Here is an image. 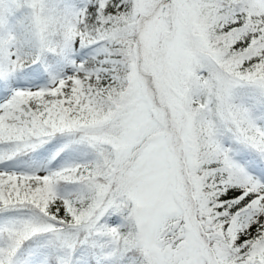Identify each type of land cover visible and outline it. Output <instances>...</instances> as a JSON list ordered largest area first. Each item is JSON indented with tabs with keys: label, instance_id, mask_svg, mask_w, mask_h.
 Segmentation results:
<instances>
[{
	"label": "snow or ice",
	"instance_id": "6c2138e0",
	"mask_svg": "<svg viewBox=\"0 0 264 264\" xmlns=\"http://www.w3.org/2000/svg\"><path fill=\"white\" fill-rule=\"evenodd\" d=\"M0 264H264V0H0Z\"/></svg>",
	"mask_w": 264,
	"mask_h": 264
}]
</instances>
